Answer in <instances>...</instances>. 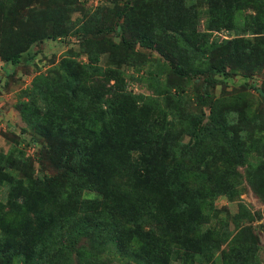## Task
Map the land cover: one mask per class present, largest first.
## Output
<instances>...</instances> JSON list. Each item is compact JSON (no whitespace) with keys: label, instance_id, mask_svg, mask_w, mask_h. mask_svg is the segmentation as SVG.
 Masks as SVG:
<instances>
[{"label":"trees","instance_id":"1","mask_svg":"<svg viewBox=\"0 0 264 264\" xmlns=\"http://www.w3.org/2000/svg\"><path fill=\"white\" fill-rule=\"evenodd\" d=\"M47 1L30 8L0 0L1 61L17 64L33 44L71 31L59 26L78 11L76 0ZM105 1L83 14L87 61L67 52L32 78L18 103L39 145L38 165L55 172L16 178L29 159L20 149L0 152V264H109L102 254L111 248L124 264L213 263L226 238L204 229L205 214L231 194L236 169L250 165L253 152L264 157V117L239 99L220 104L212 90L219 75L264 72V0ZM221 30L237 36L213 39ZM137 48L165 66L143 80L152 96L126 90L122 66L139 73L145 63ZM112 53L116 60L101 65ZM254 88L264 98V77ZM86 191L98 198H84ZM243 232L247 249L234 261L248 253L255 264L256 237L250 227Z\"/></svg>","mask_w":264,"mask_h":264},{"label":"rangeland","instance_id":"2","mask_svg":"<svg viewBox=\"0 0 264 264\" xmlns=\"http://www.w3.org/2000/svg\"><path fill=\"white\" fill-rule=\"evenodd\" d=\"M21 1L23 5L27 3L30 8H41L48 3L47 0H34L32 3H28L27 0ZM76 2L78 11L69 14L70 22H63L59 26V28L67 25L71 27V31L67 35L59 36L56 39H45L40 43L33 44L25 53L21 54L17 64L4 63L0 60V131L2 134L0 152L8 154L14 149H20L29 159L28 163L32 164L29 168L24 166L19 173L15 172L16 178H23L24 175H50L55 172L46 161L43 164L44 167L38 165L39 145L32 137L31 132L27 130L17 106L19 101L23 100L24 91L29 87L32 78L36 74L47 72L67 52L71 53L73 58L76 56V60L87 61L79 47L83 14L91 13L97 7L107 6L109 3L105 0H76ZM16 4L21 5V2ZM26 10L25 6L17 8L14 24H17L21 17L25 18ZM49 27L53 29L56 26L50 24ZM198 28L203 30V21ZM236 36L234 31L221 30L212 33L213 39H232ZM241 37L252 41L255 39L250 34L241 35ZM118 40L117 37L113 38L115 42ZM137 50L144 55L145 63L139 73L135 72L134 67L122 66L121 69H124L126 74V90L135 95L152 96L150 86H146V81L143 80L149 71H153L156 76L162 75L165 66L158 63L159 56L155 52L141 48H137ZM116 58L115 53L103 54L100 64L105 65L108 61L116 60ZM131 76H141L142 83L132 80ZM263 77L264 72L249 71L245 73L238 71L230 77L219 75L220 82L212 90V95L215 98H220L222 105L230 99L247 102L253 114L264 117V98H261L254 88L262 85ZM205 113L208 114L209 109L205 108ZM260 154L262 153L253 152L248 160L250 165L247 164L236 169L239 177L231 188V194L217 196L212 202L213 209L205 214L208 216L204 229L221 233L226 238L224 242L218 244L217 251L214 252L213 263L208 262L207 264H248L250 259L248 253L245 261L241 263L234 261V257L238 253L240 257H244L242 253L247 249V236L243 232L246 227H250L252 234L256 237L257 253L254 255V262L255 264H264V184L260 181L264 177V157L261 158ZM41 170L44 171L40 172ZM252 174H255L256 177L254 178L255 184H251L249 181L253 180ZM5 193L6 187L0 186V200H4ZM83 197L94 199L98 198V195L86 191L83 193ZM84 246L89 247L88 243H84ZM103 255L109 264H124L121 262V254L117 252L116 248L107 249ZM171 264H181V261L179 259Z\"/></svg>","mask_w":264,"mask_h":264}]
</instances>
